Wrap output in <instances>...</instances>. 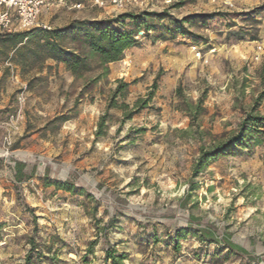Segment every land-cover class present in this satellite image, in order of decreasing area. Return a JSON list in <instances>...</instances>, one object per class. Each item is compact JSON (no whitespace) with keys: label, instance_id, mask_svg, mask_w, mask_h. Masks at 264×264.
I'll list each match as a JSON object with an SVG mask.
<instances>
[{"label":"rangeland","instance_id":"1","mask_svg":"<svg viewBox=\"0 0 264 264\" xmlns=\"http://www.w3.org/2000/svg\"><path fill=\"white\" fill-rule=\"evenodd\" d=\"M154 4L178 18L214 12L209 0ZM67 17L63 6H53L40 20L54 27ZM188 26L198 42L187 35L153 41L154 31L144 33L97 82L101 69L75 77L53 59L23 67L0 45L1 264H26L33 237L41 251L33 264H105L108 242L127 255L124 264H264V145L236 147L193 174L202 147L238 130L248 112L264 115V54L254 59L256 42L264 44V10L232 20L194 18ZM119 79L132 82L127 97L117 98L125 110L109 107ZM179 87L192 101L204 99L198 118L181 109ZM151 91L149 105L125 118ZM22 93L20 128L10 130L4 122ZM104 114L106 134L95 140ZM57 115L69 119L49 125ZM9 134L12 143L2 150ZM17 162L24 164L21 181ZM67 179L77 192L56 186ZM192 181L198 188L188 193ZM112 215L117 222L108 239L100 234L91 246ZM189 225L212 229L221 241L228 236L248 253L193 233L175 252L176 230Z\"/></svg>","mask_w":264,"mask_h":264},{"label":"trees","instance_id":"2","mask_svg":"<svg viewBox=\"0 0 264 264\" xmlns=\"http://www.w3.org/2000/svg\"><path fill=\"white\" fill-rule=\"evenodd\" d=\"M263 10L264 5L250 12L230 13L214 11L199 13L193 17L186 16L184 18H178L168 10L161 12L155 10L125 11L114 17L75 18L65 25L54 26L51 29L36 27L31 30L0 32V45L10 47L13 51L15 61L23 67L29 64L30 61L43 64L46 60L53 59L57 63L65 64L66 69L75 77L83 76L87 72L95 69H101V73L93 79V82H97L108 76L111 63L122 60L128 48L140 44L141 31H144L146 35L154 31V34L150 35L153 41H166L175 39L179 35H187L198 42L201 36L191 31L188 26L194 18L206 20L219 16L223 19L232 20L236 17H255ZM237 34L239 38L245 36L244 33ZM257 36V34L252 35V40L257 39ZM131 84L132 82L123 79L118 80V85L110 98V108L118 107L123 110L128 108L126 102L118 103L117 98L122 97V99H125L129 93ZM154 87H157V82H155ZM153 94L154 92L151 91L146 98H140L134 108L125 113V118H132L135 114L146 108L152 100ZM177 94L182 98L184 103L181 109L193 119L198 118L205 110L203 107V98L192 101L186 97L182 87L178 88ZM107 118V114L102 115L100 118L95 140L106 134ZM68 119L67 116L57 115L48 124L52 125ZM250 144L264 145V115L257 114L254 111L246 114L238 130L226 135L225 138L217 141L209 148L202 147L201 153L193 167L194 176H198L209 165L221 156L230 153L236 147L248 146ZM23 166V163L17 162L15 167L16 177L20 181L26 178L23 174ZM56 186L59 189H64L72 193L77 192L76 184L69 179L56 183ZM197 188L198 185L195 181H192L187 191L190 193ZM85 191L84 188H81L78 192L84 194ZM88 197H92V195L88 193ZM95 201L98 202L97 200ZM96 209L97 205L91 214L98 226L101 219L97 217ZM116 222V215H112L105 227L99 229L97 238L90 242L91 246L98 242L100 234H103L108 239L109 228L113 227ZM192 229V225H189L176 230L173 237V248L175 252L180 250V240L188 234L193 233L201 241L216 242L222 248L227 247L232 251L248 253L247 250L231 241L228 236L225 237L224 241L219 240L216 232L212 229L200 228L196 231H192ZM30 242L32 246L27 253L26 264H33V260L41 254L34 237ZM88 252H92V248H89ZM126 258L127 255L125 253L119 252L112 243L108 242L105 249V264H124V259Z\"/></svg>","mask_w":264,"mask_h":264},{"label":"built area","instance_id":"3","mask_svg":"<svg viewBox=\"0 0 264 264\" xmlns=\"http://www.w3.org/2000/svg\"><path fill=\"white\" fill-rule=\"evenodd\" d=\"M173 0H164L170 5ZM214 11L242 13L250 12L253 9L264 5V0H209ZM94 5L106 9L110 17H114L125 11L154 10V0H92ZM50 6H63L82 8V0H0V32H13L31 30L36 27L51 29L52 26L40 20L45 8ZM144 31L140 32V36ZM191 48L197 57H202V48L198 44H192ZM215 48L212 49L214 51ZM264 54V44L256 42L255 60H260ZM20 106L10 115L4 125L10 130H18L19 122L23 116L22 104L25 100L23 93L18 97ZM12 143L11 135L5 137L7 150ZM1 264V263H0Z\"/></svg>","mask_w":264,"mask_h":264},{"label":"crops","instance_id":"4","mask_svg":"<svg viewBox=\"0 0 264 264\" xmlns=\"http://www.w3.org/2000/svg\"><path fill=\"white\" fill-rule=\"evenodd\" d=\"M82 1H83V7L80 9L73 8V7H63V10H65V12L68 14V17H67L68 19L72 20L75 18H104V17H106V14H107L106 9H104L98 5H94L92 0H82ZM52 7L53 6H50V8H52ZM45 9H47V8H45ZM59 26H61V25H59ZM134 48H135V46L130 47L126 50V52L127 51L130 52ZM53 62L56 63V61H53ZM61 65H63V64L61 63ZM130 264H133V263H130Z\"/></svg>","mask_w":264,"mask_h":264}]
</instances>
